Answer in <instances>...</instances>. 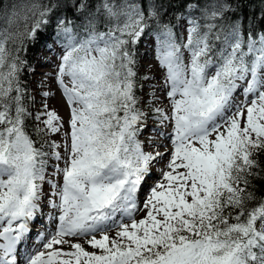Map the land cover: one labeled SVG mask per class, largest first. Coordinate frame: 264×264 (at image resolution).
Returning a JSON list of instances; mask_svg holds the SVG:
<instances>
[{
    "label": "snow or ice",
    "instance_id": "1",
    "mask_svg": "<svg viewBox=\"0 0 264 264\" xmlns=\"http://www.w3.org/2000/svg\"><path fill=\"white\" fill-rule=\"evenodd\" d=\"M262 185L264 0H0V264H264Z\"/></svg>",
    "mask_w": 264,
    "mask_h": 264
},
{
    "label": "rangeland",
    "instance_id": "2",
    "mask_svg": "<svg viewBox=\"0 0 264 264\" xmlns=\"http://www.w3.org/2000/svg\"><path fill=\"white\" fill-rule=\"evenodd\" d=\"M47 55L51 56V59L53 61H56L57 60L56 55H54L52 53H47ZM141 57H142V70L147 72L149 65H155L154 53L152 52L151 49H149V48H147L145 46V50H144V52H143V54H142ZM52 70L53 69L50 66H45V67L39 68L38 71H37V73H36V76L33 77V79L35 81V84H34L35 87L37 86V81L40 79V73L46 72V71H52ZM156 76H157V79H159L158 73L156 74ZM52 88L55 89V85L54 84L52 85ZM148 91H149V89L146 87L144 89L143 96H142V97H144L143 98L144 100H147V98H148L146 95H144V93H147ZM158 95H159V93H158ZM52 104H53V106L57 107L60 110V112H61L62 115L65 114V112H66V106H64L62 103H60L58 99L57 100H53L52 101ZM164 104L166 105L167 104V101H164ZM155 123H156L155 121H152V120L149 121V124L150 125L155 124ZM150 134H152L153 136H155V134L154 133H150V130H149V131H146L140 137V139L146 140V137H148ZM164 143H167V141H164ZM161 151H163V149H161ZM45 189L47 190V186H45ZM44 211L47 212L48 209H44ZM44 223H47L46 218L44 220ZM38 226H43V225H38Z\"/></svg>",
    "mask_w": 264,
    "mask_h": 264
},
{
    "label": "trees",
    "instance_id": "3",
    "mask_svg": "<svg viewBox=\"0 0 264 264\" xmlns=\"http://www.w3.org/2000/svg\"><path fill=\"white\" fill-rule=\"evenodd\" d=\"M12 2L13 3H15V4H18V5H20L21 7L23 6V5H25L27 2H28V0H12ZM49 42H51V41H49ZM144 50H145V46L144 45H142L141 47H140V49H139V55H140V58H141V67H140V72H141V74H143V73H145L146 71H143L142 70V54H143V52H144ZM30 84H31V87L32 88H35V81H34V79H33V77L32 78H30ZM140 95L141 96H143V93H140ZM144 98V97H143ZM262 187V189H264V185H262L261 186Z\"/></svg>",
    "mask_w": 264,
    "mask_h": 264
}]
</instances>
